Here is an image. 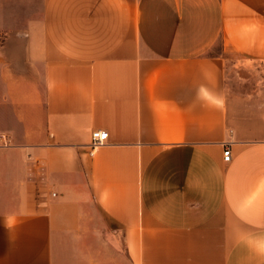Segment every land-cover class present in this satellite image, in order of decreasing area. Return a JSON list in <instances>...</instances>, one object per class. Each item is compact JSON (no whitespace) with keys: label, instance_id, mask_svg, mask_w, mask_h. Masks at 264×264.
Segmentation results:
<instances>
[{"label":"crops","instance_id":"crops-1","mask_svg":"<svg viewBox=\"0 0 264 264\" xmlns=\"http://www.w3.org/2000/svg\"><path fill=\"white\" fill-rule=\"evenodd\" d=\"M0 264H264V0H0Z\"/></svg>","mask_w":264,"mask_h":264},{"label":"built area","instance_id":"built-area-1","mask_svg":"<svg viewBox=\"0 0 264 264\" xmlns=\"http://www.w3.org/2000/svg\"><path fill=\"white\" fill-rule=\"evenodd\" d=\"M109 140V132L103 129H96L92 132L91 151L93 154L96 148L105 145ZM232 158L230 145H227L224 150V160L230 162Z\"/></svg>","mask_w":264,"mask_h":264}]
</instances>
